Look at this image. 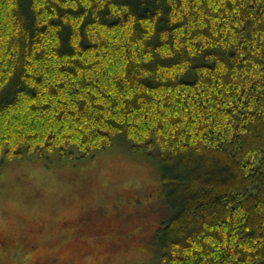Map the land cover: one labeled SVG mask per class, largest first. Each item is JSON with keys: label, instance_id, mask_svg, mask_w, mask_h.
<instances>
[{"label": "trees", "instance_id": "obj_1", "mask_svg": "<svg viewBox=\"0 0 264 264\" xmlns=\"http://www.w3.org/2000/svg\"><path fill=\"white\" fill-rule=\"evenodd\" d=\"M115 143L158 167L156 264H264V0H0V168Z\"/></svg>", "mask_w": 264, "mask_h": 264}, {"label": "rangeland", "instance_id": "obj_2", "mask_svg": "<svg viewBox=\"0 0 264 264\" xmlns=\"http://www.w3.org/2000/svg\"><path fill=\"white\" fill-rule=\"evenodd\" d=\"M158 167L123 143L0 168V264H156ZM158 229V230H157Z\"/></svg>", "mask_w": 264, "mask_h": 264}]
</instances>
